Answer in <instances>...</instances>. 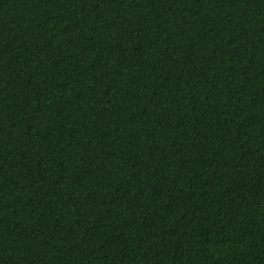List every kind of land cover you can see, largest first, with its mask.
I'll return each instance as SVG.
<instances>
[{
  "label": "trees",
  "instance_id": "obj_1",
  "mask_svg": "<svg viewBox=\"0 0 264 264\" xmlns=\"http://www.w3.org/2000/svg\"><path fill=\"white\" fill-rule=\"evenodd\" d=\"M0 264H264V0H0Z\"/></svg>",
  "mask_w": 264,
  "mask_h": 264
}]
</instances>
